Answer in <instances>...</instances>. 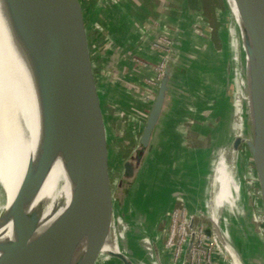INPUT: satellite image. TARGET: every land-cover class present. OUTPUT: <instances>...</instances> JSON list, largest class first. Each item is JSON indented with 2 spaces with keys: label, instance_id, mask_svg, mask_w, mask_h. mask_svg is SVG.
Here are the masks:
<instances>
[{
  "label": "water",
  "instance_id": "obj_1",
  "mask_svg": "<svg viewBox=\"0 0 264 264\" xmlns=\"http://www.w3.org/2000/svg\"><path fill=\"white\" fill-rule=\"evenodd\" d=\"M0 1L8 44L4 73L0 66V159L13 152L18 172L26 166L10 208L18 230L17 240L0 247V264H70L71 253L84 238L85 252L75 264H97L109 237L117 236L114 211L125 224L130 223L124 183H133L139 175L146 156L152 152L158 130L176 104L175 96L184 78L182 41L179 36L171 40L138 146L123 163L122 177L114 189L106 98L83 1ZM233 1L248 59L246 73L238 49L241 82L247 76L251 120L245 117V106L241 104L238 114L242 122L244 119L246 133L235 137L232 150L243 158L250 171L248 179L257 183L264 225V0ZM229 65L233 82V63ZM234 98L236 101L238 96ZM33 151L38 160L35 172L30 161ZM59 152H63L72 171V199L56 223L39 240L30 243L39 211L26 216L25 200L40 191ZM17 178L19 181V174ZM0 188L4 203L5 193ZM201 216L210 222L231 264L236 258L243 264L235 246L227 244L218 223L205 214ZM194 221L195 216L190 215L187 254L195 239ZM253 239L255 259L264 264V240L256 233ZM131 240L132 235L127 234L128 255L110 252L104 264H134L129 258L134 255Z\"/></svg>",
  "mask_w": 264,
  "mask_h": 264
},
{
  "label": "rangeland",
  "instance_id": "obj_2",
  "mask_svg": "<svg viewBox=\"0 0 264 264\" xmlns=\"http://www.w3.org/2000/svg\"><path fill=\"white\" fill-rule=\"evenodd\" d=\"M106 1L108 5L115 2V0ZM218 1L188 0L189 16L184 15L181 20L182 26H170L172 35L162 36L170 41L175 38H180L182 41L181 64L184 68V78L182 87L177 90L175 96L176 104L157 132L152 152L146 156L139 175L134 177L133 183H139L137 190L142 188L136 190L138 194L132 193V197L136 195L133 199L137 203L132 216L144 217L150 214L152 219L154 239L151 247L159 264H175L173 251L169 249L170 227H168L169 218L174 212L186 210L189 215H195V219L203 220L211 229L210 222L201 216L204 214L203 204L211 198L209 183L211 179L208 175L212 172L220 148L227 143L228 130L234 127L233 110L231 113L228 105L232 104L235 98L229 65L233 63V55L226 32L227 7L224 0ZM96 2L97 0L94 1L97 6L100 5ZM95 6L93 7L97 17L103 19L104 10ZM141 7L143 10L145 7L150 8L145 5ZM159 25L157 20L154 21V26L159 27ZM103 29L106 33L107 29ZM92 42L96 56H102L105 51L96 49L99 43L93 36ZM242 43L240 39L237 53L240 47L244 64L246 58ZM161 54L164 59L166 55ZM162 61L161 59L157 64L143 66L147 68L145 74H136L134 82L128 83L129 80L124 79L123 83H117L118 87L115 84L102 85L106 98L105 112L110 134L111 175L114 189L122 177L123 163L138 146L139 137L157 92L159 80L157 68ZM125 73L123 72V75ZM228 113L229 116L231 115L230 121L227 120ZM242 150L247 152L245 147ZM229 161L238 185L234 199L236 208L231 213L222 208L220 219L228 221L229 232L237 253L243 259L242 263L258 264L253 252V233L264 240V225L257 183L248 179L247 175L250 171H247L241 155L239 158L230 155ZM249 164L252 168V163ZM129 187H125L124 190L126 198L131 188ZM44 192L43 182L42 193ZM177 192L182 194L176 195ZM41 194L37 195L38 198L42 196ZM3 201L1 197L0 203ZM130 214L128 221H131ZM116 242L120 250L126 251L127 244L123 230H117ZM131 242L133 243V238ZM226 257L227 263L231 264L230 256L226 254ZM107 258L108 255L102 253L97 264H104Z\"/></svg>",
  "mask_w": 264,
  "mask_h": 264
},
{
  "label": "bare ground",
  "instance_id": "obj_3",
  "mask_svg": "<svg viewBox=\"0 0 264 264\" xmlns=\"http://www.w3.org/2000/svg\"><path fill=\"white\" fill-rule=\"evenodd\" d=\"M224 2L227 7V16H228V18L226 19L227 20L226 32L228 34V39L233 55V68H234L233 94L234 96H238V98L232 104H228L231 113L233 110L232 117L234 116V124H233L234 127L228 130L227 143L224 146H222V148H220L217 157L214 160L215 162L212 166V172L210 175H208L210 176L211 179V182H209L211 186L210 187L211 198L207 203L203 204V213L209 219H212L218 223L219 227L221 228L224 239L226 240L228 245H231L233 244V240L228 228L229 223L226 220L220 219V211L223 208L227 210L229 213H231L233 209L236 208L234 206V199L236 196L235 191L237 192L238 190V185L235 182V179L232 174V167H231V162L229 161V156L230 155L234 157L237 156L239 158L240 154L235 153V151L231 149L232 141L235 139V137L242 136V134L244 136L246 133L244 126L245 125L244 119L242 122L238 114L240 110V105L243 104V107L245 106L244 107L245 117H248L249 120H251V111H250V104L248 97L249 91L247 84V76L244 75V77L246 76L244 82L243 81L241 82L240 78L242 75L241 74L242 69L240 68L238 62L239 54L237 53V45L239 44L240 39H242L243 42L241 21L238 12L236 10L234 1L224 0ZM0 5L2 6L1 3ZM102 8L104 10V7ZM2 12L4 13L3 9L0 8V66L2 67L1 70L4 73L5 67H7L6 64L8 59V51H7L8 44L6 40V35L4 36L3 33L4 31L3 24L5 25V22L3 21ZM238 49L240 50V47ZM242 50L244 52V57L246 58L244 63V68L247 73L248 59L244 49ZM238 66L239 69L236 70V67L238 68ZM229 113L227 120L230 121L229 118H231V115L229 116ZM24 118L27 122L28 116L26 115V113ZM228 152L230 154H228ZM30 161L32 166H34L33 172H35L38 164L36 152L33 151L31 153ZM17 169L18 168L16 165V160L14 158L13 152H11L8 157H4L3 159H0V186L2 187L5 193V199H6L4 203L0 204V247H2V245H4L6 242H13L17 240L18 230L14 224L13 215L10 214V208L12 206L15 194L17 193L20 183L24 177L26 166H23L20 173L18 172ZM18 174L20 175L19 181L17 178ZM74 183L75 182L72 176V171L67 163V160L63 152H59L50 168L49 174L44 180L45 194L42 193L43 192V185H42L40 191L35 192L31 196L27 197L25 200L26 216L27 215L31 216L36 211L37 213L39 211L38 213L39 217L35 223V227L33 231L30 232V239H29L30 243L39 240L66 211L72 199ZM124 184L126 187L129 186L131 187V188L129 187L130 189L127 195V199L129 202V206H128L129 213H131L130 214L131 221L129 225L125 224L118 215V213L114 211L113 217H114V223L116 225V229L123 230L125 237L127 234L132 235L133 245H134L132 247L134 249V255L132 257L129 256V258L134 262V264H159L156 258V254L154 253L151 247L152 244L151 242L154 239L152 233V230L154 228L152 226V219L150 217V214L144 215V217L138 215L132 216V213L136 209L135 205L137 204L136 202H134L136 195H133L134 197L133 199L132 193L136 192L137 188L139 187V183L132 184L131 180H128ZM38 194H41L42 196L38 198L37 196ZM136 194H138V192H136ZM127 245H126V251L120 250L116 242V237L115 238L109 237L108 241L106 242L102 250V253L108 255L110 252H120L128 255ZM85 247H86V238L82 239L74 248L73 252L71 253L70 264H75L78 260L81 259V257L85 252ZM1 255H2V251H0V256ZM233 264H240V262L236 258Z\"/></svg>",
  "mask_w": 264,
  "mask_h": 264
},
{
  "label": "crops",
  "instance_id": "obj_4",
  "mask_svg": "<svg viewBox=\"0 0 264 264\" xmlns=\"http://www.w3.org/2000/svg\"><path fill=\"white\" fill-rule=\"evenodd\" d=\"M119 1L117 8L104 12L102 20L109 24L111 31L105 27L106 33L102 28L101 34L110 40V45L102 49L105 51L102 56H97L101 84H115L117 87V83H123L124 79L131 83L135 81L136 74L144 75L147 68L143 66L163 60L162 54L154 50L152 44L162 36L170 37L171 27L182 26L181 20L188 10V0ZM89 2L86 0L83 4L89 5ZM144 5L150 8L141 9ZM156 20L159 27L154 26Z\"/></svg>",
  "mask_w": 264,
  "mask_h": 264
},
{
  "label": "built area",
  "instance_id": "obj_5",
  "mask_svg": "<svg viewBox=\"0 0 264 264\" xmlns=\"http://www.w3.org/2000/svg\"><path fill=\"white\" fill-rule=\"evenodd\" d=\"M171 44L172 41L160 37L152 46L154 50L167 56ZM166 56L157 68L159 80L164 70ZM189 216L186 210H177L171 216L169 249L173 251L175 264H228L226 254L218 239L209 226L200 218L194 221L195 239L190 252L187 254V246L191 238Z\"/></svg>",
  "mask_w": 264,
  "mask_h": 264
},
{
  "label": "trees",
  "instance_id": "obj_6",
  "mask_svg": "<svg viewBox=\"0 0 264 264\" xmlns=\"http://www.w3.org/2000/svg\"><path fill=\"white\" fill-rule=\"evenodd\" d=\"M87 1H91V2H89V5H87L85 3L83 5H84L85 12H86L87 20H88L89 25H90V30H91L92 36L96 39V42L99 43L98 46H96V49L105 50L109 47L110 40H108L107 38L102 36L101 30H102V28H105V27L110 29L109 24H106L105 21H103L100 18H97L96 11H94L95 8L93 7L95 5L97 6V4L94 3L95 0H87ZM119 2H120L119 0H115V2L113 4L108 5V2L106 0H97L96 3L100 4L97 7L101 8V9H103L102 7H104V12H105V11H111L112 9L117 8V6L119 5ZM186 14H187L186 17L189 16L188 13H186ZM106 15L108 17L107 12H106ZM110 31H111V29H110ZM103 46H105V48H103Z\"/></svg>",
  "mask_w": 264,
  "mask_h": 264
}]
</instances>
